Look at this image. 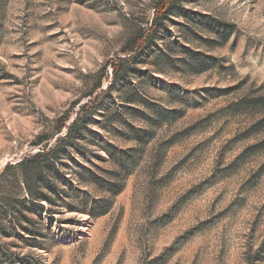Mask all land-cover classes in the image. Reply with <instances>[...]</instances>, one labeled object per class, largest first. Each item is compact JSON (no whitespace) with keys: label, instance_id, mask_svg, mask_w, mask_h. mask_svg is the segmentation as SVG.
I'll return each instance as SVG.
<instances>
[{"label":"rangeland","instance_id":"obj_1","mask_svg":"<svg viewBox=\"0 0 264 264\" xmlns=\"http://www.w3.org/2000/svg\"><path fill=\"white\" fill-rule=\"evenodd\" d=\"M162 1L0 0V242L29 263L264 264V0Z\"/></svg>","mask_w":264,"mask_h":264},{"label":"trees","instance_id":"obj_2","mask_svg":"<svg viewBox=\"0 0 264 264\" xmlns=\"http://www.w3.org/2000/svg\"><path fill=\"white\" fill-rule=\"evenodd\" d=\"M173 1L174 0H164V1L160 2L157 5L155 16H157V17L161 16L163 14V12L168 7H170V5L172 4ZM153 26H155V25H153ZM153 26H152L151 30H149L146 34L139 35L134 40H132L129 43V45L125 48L124 51L128 54H131V55H137L143 49H145V47L148 45L149 35L152 33V30L154 29ZM116 66H117V64H115V67L113 68V71H112L114 73V75H117V71H118ZM97 97L98 96H96L95 99H97ZM93 104L94 103H91L90 106H92ZM77 123H78L77 119H75L71 123V125L67 128V136L69 134H71V132L76 127ZM47 141H48L47 136L42 135L38 138V142L36 145H41ZM48 145H49V142L46 143V146H44L42 150H40L36 154L28 156V158H25L20 163V165L21 166H25V165L26 166H33L34 168H37V167H41V166L45 165L46 163H49V161L51 159H53V158H51V154H52L53 150H51L50 149L51 147H48ZM56 149H57V147H56ZM56 149H54V150H56ZM37 201H39V200H37ZM39 207H41V209L43 208L42 205H40ZM7 209H8V206H6L4 204L0 205V212L1 213L4 211H8ZM0 227H2L1 228L2 231L6 230L3 226V223H0ZM9 248L10 247L8 244H1V242H0V264H31L28 262V260L25 256H21V254H16V253L12 252Z\"/></svg>","mask_w":264,"mask_h":264}]
</instances>
